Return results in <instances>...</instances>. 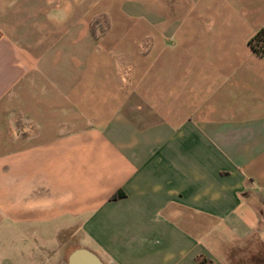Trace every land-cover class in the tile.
<instances>
[{"label":"crops","instance_id":"obj_1","mask_svg":"<svg viewBox=\"0 0 264 264\" xmlns=\"http://www.w3.org/2000/svg\"><path fill=\"white\" fill-rule=\"evenodd\" d=\"M261 31L264 0H0V264H264Z\"/></svg>","mask_w":264,"mask_h":264},{"label":"rangeland","instance_id":"obj_2","mask_svg":"<svg viewBox=\"0 0 264 264\" xmlns=\"http://www.w3.org/2000/svg\"><path fill=\"white\" fill-rule=\"evenodd\" d=\"M9 2V1H8ZM5 8H7L5 6ZM10 11H5V13H9ZM91 28L93 30V33L96 36H102L103 34H105L108 29H109V19L106 17V15L102 14V15H98L95 18H93L92 20V24H91ZM96 32H98L96 34Z\"/></svg>","mask_w":264,"mask_h":264},{"label":"trees","instance_id":"obj_3","mask_svg":"<svg viewBox=\"0 0 264 264\" xmlns=\"http://www.w3.org/2000/svg\"><path fill=\"white\" fill-rule=\"evenodd\" d=\"M264 43V31L259 32L252 40L251 46L255 49V46L260 45V43ZM115 199L118 196H114Z\"/></svg>","mask_w":264,"mask_h":264},{"label":"built area","instance_id":"obj_4","mask_svg":"<svg viewBox=\"0 0 264 264\" xmlns=\"http://www.w3.org/2000/svg\"><path fill=\"white\" fill-rule=\"evenodd\" d=\"M255 50L261 54L264 55V43H260V45L255 46ZM129 76L126 78V81H128Z\"/></svg>","mask_w":264,"mask_h":264}]
</instances>
